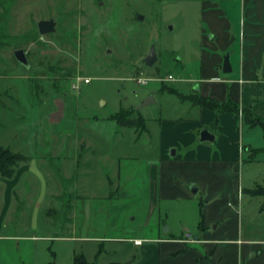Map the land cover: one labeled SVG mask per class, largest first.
Returning a JSON list of instances; mask_svg holds the SVG:
<instances>
[{
  "label": "rangeland",
  "instance_id": "1",
  "mask_svg": "<svg viewBox=\"0 0 264 264\" xmlns=\"http://www.w3.org/2000/svg\"><path fill=\"white\" fill-rule=\"evenodd\" d=\"M237 1L0 0V145L30 160L13 179L0 177V236L19 237L0 241V264H74L77 255L136 264L147 252L132 247L137 238H158L166 227L197 231L193 186L190 197L152 205L146 174L157 164L160 120L184 115L187 99L172 92H193L191 79L214 53L204 2L226 10ZM42 20H54L57 32L41 35ZM152 46L158 59L147 66ZM19 49L29 67L16 60ZM78 77L91 82L73 90ZM150 97L155 103L139 109ZM125 112L135 114L119 124L114 115ZM245 128L263 148L262 127ZM259 160L244 172L264 184V154ZM88 169L99 182L89 194L80 176Z\"/></svg>",
  "mask_w": 264,
  "mask_h": 264
},
{
  "label": "crops",
  "instance_id": "2",
  "mask_svg": "<svg viewBox=\"0 0 264 264\" xmlns=\"http://www.w3.org/2000/svg\"><path fill=\"white\" fill-rule=\"evenodd\" d=\"M241 1L227 2L229 13L227 8L212 9L206 4L209 2H204L205 15H210L208 20L216 26L212 36L204 35L214 53L205 54L209 62L201 67L202 76L191 79L198 84L193 92H172L187 99L182 105L184 115L160 120L157 164H151L146 174L152 205L161 199L190 197V187L197 188L201 196L197 231L183 229L179 234L167 227L158 238H137L142 243L131 242L132 247L147 252L136 264H264V197L254 194L264 184L244 172L246 164L259 162L264 154V147L258 148L246 138L245 127L264 128L248 124L243 115L249 111L264 123V0ZM227 54L233 70L229 74L223 71ZM194 97L230 102L241 112L216 113L195 105ZM55 117L57 124L65 122L61 110ZM203 130L215 135V143L200 141L198 133ZM80 176L87 194L95 183L99 184L93 181L96 175L92 169ZM10 238L19 237L0 236V241ZM95 239L101 243L120 242L116 238Z\"/></svg>",
  "mask_w": 264,
  "mask_h": 264
},
{
  "label": "trees",
  "instance_id": "3",
  "mask_svg": "<svg viewBox=\"0 0 264 264\" xmlns=\"http://www.w3.org/2000/svg\"><path fill=\"white\" fill-rule=\"evenodd\" d=\"M195 105L199 107H205L209 108L216 113H225V112H234V113H240V109L238 106L227 102V103H219L218 101L214 99H206V98H200V97H194L193 98ZM134 112H125L124 117H121L118 113L114 115V119H118L119 124L126 123L125 120L130 115H132ZM135 114V113H134ZM245 121L250 125H262L264 128V123L259 121L258 119L254 118L252 114L249 111L243 112ZM121 118H120V117ZM143 119V118H142ZM143 122V120H141ZM30 161L28 157L22 155V154H15L10 149L4 148L0 145V177L11 180L15 177L17 173V169L19 168V165L21 162H28ZM255 195H260L264 197V190H255ZM101 254V250H99L98 256ZM74 264H98L96 262H89L84 255H77L74 259ZM116 264V263H111Z\"/></svg>",
  "mask_w": 264,
  "mask_h": 264
},
{
  "label": "water",
  "instance_id": "4",
  "mask_svg": "<svg viewBox=\"0 0 264 264\" xmlns=\"http://www.w3.org/2000/svg\"><path fill=\"white\" fill-rule=\"evenodd\" d=\"M140 19H143V18L141 17ZM38 29H39V33L43 36L52 35V34H55L57 32V24L54 20H42L38 23ZM14 55H15L16 60L19 63H21L22 65H24L26 67L30 66V63H29V60L27 57V53L24 49L16 50ZM157 59H158V57H157V53H156V47L152 46L149 55L146 57V59L144 60L143 63L147 66H153L157 62ZM223 71L226 74H229L233 71L231 63H230V54H227L225 56L224 64H223ZM257 94L260 95L261 92L258 90ZM153 102H154V98L150 97L149 99L146 100V102H144V104H142L139 107V109L143 108L144 106H147ZM198 134L200 136V141L202 143H205V142L215 143V141H216L215 135H213L208 130H203V131L199 132ZM172 155H174V150L172 152ZM193 191L196 193L197 188L193 187ZM167 230H168V228L166 227L165 231H167Z\"/></svg>",
  "mask_w": 264,
  "mask_h": 264
},
{
  "label": "built area",
  "instance_id": "5",
  "mask_svg": "<svg viewBox=\"0 0 264 264\" xmlns=\"http://www.w3.org/2000/svg\"><path fill=\"white\" fill-rule=\"evenodd\" d=\"M170 80H174V79L171 77ZM80 82H84L85 84H89L91 82V79H89V78H81V77L76 78V81L73 82V90H78L79 89V83ZM139 83L145 85V84H147V81L140 79ZM186 237L190 241H193V239L191 238V234L190 233H187ZM135 243L137 245H139L142 242L137 240V241H135Z\"/></svg>",
  "mask_w": 264,
  "mask_h": 264
}]
</instances>
